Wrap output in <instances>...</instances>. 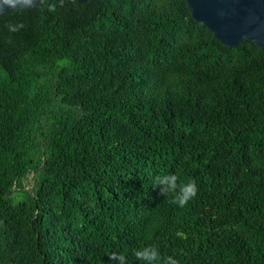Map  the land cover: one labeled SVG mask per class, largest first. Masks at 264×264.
<instances>
[{
	"label": "trees",
	"instance_id": "trees-1",
	"mask_svg": "<svg viewBox=\"0 0 264 264\" xmlns=\"http://www.w3.org/2000/svg\"><path fill=\"white\" fill-rule=\"evenodd\" d=\"M195 180L184 207L154 184ZM264 264V49L184 0L0 17V264Z\"/></svg>",
	"mask_w": 264,
	"mask_h": 264
},
{
	"label": "water",
	"instance_id": "water-1",
	"mask_svg": "<svg viewBox=\"0 0 264 264\" xmlns=\"http://www.w3.org/2000/svg\"><path fill=\"white\" fill-rule=\"evenodd\" d=\"M40 0H0V17L16 9L34 7ZM83 4L86 0H74ZM191 18L226 47L243 40L264 49V0H184Z\"/></svg>",
	"mask_w": 264,
	"mask_h": 264
},
{
	"label": "clouds",
	"instance_id": "clouds-1",
	"mask_svg": "<svg viewBox=\"0 0 264 264\" xmlns=\"http://www.w3.org/2000/svg\"><path fill=\"white\" fill-rule=\"evenodd\" d=\"M178 176L175 174L157 175L154 177V184L159 189V195L170 197L169 203L184 207L198 192L195 180L189 179L187 182L178 183ZM133 255L138 261L145 264H179L171 256L161 257L155 246L148 245L134 251ZM114 264H126V259L122 254L111 253L108 257Z\"/></svg>",
	"mask_w": 264,
	"mask_h": 264
}]
</instances>
